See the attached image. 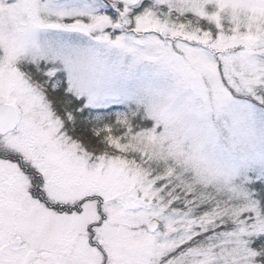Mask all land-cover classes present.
Segmentation results:
<instances>
[{
	"label": "snow or ice",
	"instance_id": "6c2138e0",
	"mask_svg": "<svg viewBox=\"0 0 264 264\" xmlns=\"http://www.w3.org/2000/svg\"><path fill=\"white\" fill-rule=\"evenodd\" d=\"M0 264H264V0H0Z\"/></svg>",
	"mask_w": 264,
	"mask_h": 264
},
{
	"label": "rangeland",
	"instance_id": "374dc122",
	"mask_svg": "<svg viewBox=\"0 0 264 264\" xmlns=\"http://www.w3.org/2000/svg\"><path fill=\"white\" fill-rule=\"evenodd\" d=\"M66 44H69L73 47H80V48H90L92 45H90L89 41L86 39H80V38H73L71 40H66ZM106 56H109L113 59H116L113 54L106 52ZM119 59L125 63V65H130L132 62L129 57L127 56H121ZM65 80L69 79V71L67 68L64 70ZM155 69L153 66H150L148 62H144L142 64H137L131 69L130 75H127L125 77L118 78L115 83L120 87H127L130 89V94L123 100L118 101L115 104H106L103 105L104 108H111L112 112L107 115H120L124 114L127 111L130 110L131 106L133 104H138L139 101L136 99L137 92L139 91L138 88V82H144L147 83L146 77H148L150 74H154ZM101 120L104 119V117H100Z\"/></svg>",
	"mask_w": 264,
	"mask_h": 264
},
{
	"label": "trees",
	"instance_id": "16d2710c",
	"mask_svg": "<svg viewBox=\"0 0 264 264\" xmlns=\"http://www.w3.org/2000/svg\"><path fill=\"white\" fill-rule=\"evenodd\" d=\"M110 118H114V115H108ZM103 121V120H102Z\"/></svg>",
	"mask_w": 264,
	"mask_h": 264
}]
</instances>
